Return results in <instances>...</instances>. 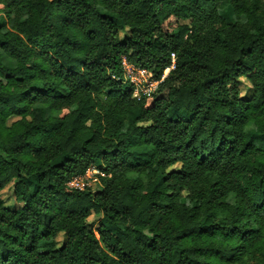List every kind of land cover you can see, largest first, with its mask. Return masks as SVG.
I'll return each mask as SVG.
<instances>
[{"label": "trees", "instance_id": "obj_1", "mask_svg": "<svg viewBox=\"0 0 264 264\" xmlns=\"http://www.w3.org/2000/svg\"><path fill=\"white\" fill-rule=\"evenodd\" d=\"M0 13L13 16L0 192L15 181L20 203L0 200V264H264V0H0ZM122 58L152 93L133 98ZM94 165L98 190L66 186Z\"/></svg>", "mask_w": 264, "mask_h": 264}, {"label": "rangeland", "instance_id": "obj_2", "mask_svg": "<svg viewBox=\"0 0 264 264\" xmlns=\"http://www.w3.org/2000/svg\"><path fill=\"white\" fill-rule=\"evenodd\" d=\"M220 15L224 18V20L227 23H233L236 21L231 8H227L223 11H220ZM23 19V17H22ZM241 22H245L246 19L244 17H241ZM13 22V16L6 17L4 14L0 13V26L3 28L4 31H7L11 28V24ZM119 37L121 42H124V40L128 37V31L124 30L119 33ZM2 62L4 65L8 67H13L14 62L10 60L9 58L3 56ZM167 73V72H166ZM239 91H240V97L244 100H249L252 95L253 91L249 84L244 80L240 79L239 82ZM19 118L10 117L5 121V127L9 128L13 123L18 121ZM92 168L97 169V165L92 166ZM172 169L177 170V167H173ZM88 185L91 186V189H95L97 183L95 182V178L92 177L90 180L86 181ZM96 184V185H95ZM14 185L15 181H11L1 192H0V200L2 201L5 208H7L10 211H16L20 207V203L16 202L14 197ZM96 190V189H95ZM101 217L95 214H91L86 219V224L92 226L93 228H96L98 226V223L100 221ZM65 241V237L63 234H58L55 243H56V249H60Z\"/></svg>", "mask_w": 264, "mask_h": 264}, {"label": "built area", "instance_id": "obj_3", "mask_svg": "<svg viewBox=\"0 0 264 264\" xmlns=\"http://www.w3.org/2000/svg\"><path fill=\"white\" fill-rule=\"evenodd\" d=\"M173 58L174 56L172 55V65L170 68L166 69L162 79L166 76L168 71L173 68ZM121 66L123 81L132 88L133 98L139 100L141 97L149 95L156 89L159 82L155 81L150 73L128 64L125 58H122ZM92 177L95 178V182L97 183V185L95 184V189L98 190L100 188L99 177L105 176L101 170L94 169L92 166L88 168L83 175L70 178L66 186L69 189L77 191H84L87 189L96 191L95 189H91V186L86 183V181L90 180Z\"/></svg>", "mask_w": 264, "mask_h": 264}]
</instances>
